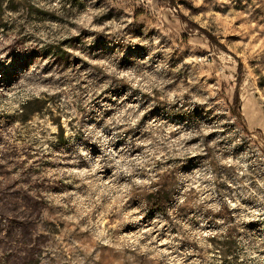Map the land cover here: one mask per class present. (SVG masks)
I'll list each match as a JSON object with an SVG mask.
<instances>
[{"label":"rangeland","instance_id":"rangeland-1","mask_svg":"<svg viewBox=\"0 0 264 264\" xmlns=\"http://www.w3.org/2000/svg\"><path fill=\"white\" fill-rule=\"evenodd\" d=\"M3 5L0 264H264V0Z\"/></svg>","mask_w":264,"mask_h":264},{"label":"trees","instance_id":"trees-1","mask_svg":"<svg viewBox=\"0 0 264 264\" xmlns=\"http://www.w3.org/2000/svg\"><path fill=\"white\" fill-rule=\"evenodd\" d=\"M5 0H0V10L4 7L3 3ZM210 38L215 41L214 37L210 35ZM28 207V205H27ZM17 223V224H16ZM16 224V225H15ZM29 221L24 218L19 221H11L10 231L14 232L13 240H19L21 247L16 249L10 257L13 258V264H28L29 259L33 256L34 251L29 246L31 230H29Z\"/></svg>","mask_w":264,"mask_h":264},{"label":"bare ground","instance_id":"bare-ground-1","mask_svg":"<svg viewBox=\"0 0 264 264\" xmlns=\"http://www.w3.org/2000/svg\"><path fill=\"white\" fill-rule=\"evenodd\" d=\"M153 103V102H152ZM154 105V104H153ZM151 106V105H150ZM147 110V109H146ZM120 123V122H119ZM203 188V187H202ZM145 214V213H144Z\"/></svg>","mask_w":264,"mask_h":264}]
</instances>
